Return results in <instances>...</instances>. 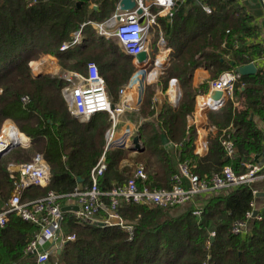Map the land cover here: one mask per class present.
<instances>
[{
	"label": "trees",
	"instance_id": "16d2710c",
	"mask_svg": "<svg viewBox=\"0 0 264 264\" xmlns=\"http://www.w3.org/2000/svg\"><path fill=\"white\" fill-rule=\"evenodd\" d=\"M97 2L37 0L31 4V0H0V130L10 119L19 134L30 138L0 157V211L14 189L9 165L29 162L39 152L50 165L48 190L60 194L72 192L79 184H89L92 169L106 151L107 169L99 177L102 189L109 190L133 176L121 170L123 160L132 152L129 148L111 145L106 150L110 116L100 113L87 121L76 118L62 94L67 82L47 71L34 73L30 67V61L43 54L56 57L63 69L82 74H86L90 62H95L106 80L112 104L119 103L120 89L137 68L117 40L99 37L94 28L87 26L81 44L60 49L71 42L83 22L109 17L116 3L101 0L96 10L93 3ZM204 4L214 13H205ZM241 21L226 0H202L200 4L187 0L177 4L173 28H165L164 32L174 51L161 70L165 72L166 91L172 80L179 82V101L175 106L165 103L157 110L155 86L144 85L145 75L139 113L133 116L138 123L145 120L137 131L144 150L137 153L138 159L145 161L151 187L170 188L183 161H189L191 171L200 176L221 173L226 166L242 174L247 171L242 161L262 150V133L250 116L258 112L264 117V102L250 99L254 89L247 85L263 83L264 72L242 76L236 83L237 105L230 99L219 101L208 111L206 128L214 127L216 131L208 135L205 155L195 153L196 129L188 126L197 96L209 88L207 83L194 86L196 69H208L211 79L216 80L223 72L236 71L250 62L247 48L242 45L245 24ZM234 42L242 46L235 49ZM231 125L235 131L230 138L237 148L233 157L221 144L223 130ZM162 134L170 144H183L182 147L171 150L170 145L164 146ZM254 184L201 197L199 216L192 210L170 217L168 211L172 208L126 204L120 208V215L130 222L132 232L115 225L80 224L67 212L64 232L74 235L75 240L67 241L49 264H264V207L259 211L261 220H250L249 233H232L233 224L245 220L253 211ZM39 194L40 188H30L25 199L45 195ZM38 231L37 226L12 216L5 227H0V264H37L25 249Z\"/></svg>",
	"mask_w": 264,
	"mask_h": 264
},
{
	"label": "built area",
	"instance_id": "2783aa9c",
	"mask_svg": "<svg viewBox=\"0 0 264 264\" xmlns=\"http://www.w3.org/2000/svg\"><path fill=\"white\" fill-rule=\"evenodd\" d=\"M120 1L117 2L114 12L106 19L83 22L80 28L74 31L71 42L64 43L60 48L65 51L81 44L84 41V28L91 26L99 37L116 39L123 51L132 57L137 71L129 84L120 89V101L116 105L111 102L106 80L95 62L88 64L86 74L65 71L62 75L63 80L67 82L62 89V94L68 101L73 114L78 115L83 121L90 120L100 113H107L110 116L112 124L106 132L108 148L112 144L122 147H129L133 144L134 136L130 128L121 137L117 132L121 116L133 109L124 101L127 89L132 86L135 76L142 80L145 75H148L146 73L148 66L154 64L161 67L157 61L158 55L155 54V57H152L150 37L157 28L160 35L159 46L164 47L166 41L161 19L172 22L177 4L185 3L187 0H135L136 7L130 10H121ZM36 2L37 0H31V4ZM203 10L209 15L214 13V9L207 4L203 5ZM164 51L165 60L162 65L169 62L172 54L171 49ZM141 52L148 54V59L144 63L137 59V55ZM44 61V59L30 61L33 72H40ZM241 77L242 75L235 70L225 71L213 82L212 90L222 93L224 98L233 99L236 83L241 80ZM27 100L23 98L24 102ZM214 106L215 103L210 102L201 107L204 126L208 124V111ZM9 123L14 124L8 119L0 131V154L2 155L10 152L12 148L9 147L13 142H18L7 130L6 126ZM29 141L30 138H28ZM21 144L23 143L20 142ZM221 144L229 157L236 154V146L229 135L223 134ZM182 145L173 144L172 147L181 148ZM106 152L92 169L91 182L87 185L79 184L72 192L64 194L48 190L51 170L43 154H36L29 162L9 165L14 189L8 203L0 211V227H5L12 216L37 226L39 231L34 234L25 249V253L32 255L37 264H49L51 257L60 253L67 241L75 239L74 235H66L64 232L67 212L71 213L80 224L102 223L104 226H120L132 232L133 227L120 215V208L126 204L173 208L195 202L198 197H205L214 191L236 189L244 184L252 185L264 181V168L252 165L248 160H243L241 163L247 169L245 173L237 174L231 166H226L221 173L204 176L193 173L189 161H183L179 163V172L174 176V182L170 188L151 187L145 166L139 164L128 181L115 184L109 190H105L99 185V177L107 169ZM30 188H43L47 192L40 198L25 199ZM254 193L257 194L256 191ZM65 206L71 209L64 211ZM75 206L78 207L77 210L74 209ZM252 207L253 211L247 214L245 220L233 224V234L249 233L250 220L262 219L259 211L254 215V202ZM195 214L199 216L201 208L196 209Z\"/></svg>",
	"mask_w": 264,
	"mask_h": 264
},
{
	"label": "crops",
	"instance_id": "0c3cea01",
	"mask_svg": "<svg viewBox=\"0 0 264 264\" xmlns=\"http://www.w3.org/2000/svg\"><path fill=\"white\" fill-rule=\"evenodd\" d=\"M97 1H98L97 3H93V7L96 10L99 9V5L101 4V0H97ZM118 1L119 0H115L116 3L114 5V10L116 8ZM201 1L202 0H196V2H198V4H200ZM226 1L231 3V5L233 6V8L236 11V15L241 17V20H242L241 23L244 22V24H245V28H244L245 33L243 34L244 39H243L242 45L246 46L247 54L249 55V58H250V62L247 64L254 63L256 65L257 70H258L256 74H258L260 72H264V0H226ZM114 10L112 11V13L114 12ZM93 21H100V20H93ZM161 23H162L163 28H173V21L169 22L167 19L162 18ZM164 36H165V34H164ZM165 41H166V36H165ZM117 44L121 48V51L124 54H126L123 51L122 46L118 42H117ZM242 45L240 42H234V44H233L235 49L240 48ZM166 48H168L167 43H165V46L162 48H160L159 43H157L156 48H154V49L152 48V50L155 52V54H157V55L161 54L162 55L165 52L163 50H166ZM169 49H171V51L173 53L174 50L172 47H170V45H169ZM160 52H162V53H160ZM227 58H230V57H227ZM44 60L45 61H44L43 66H42V70L46 71V69H47L46 66L48 64V61H51V60L50 59L49 60L44 59ZM42 70L40 72H42ZM256 74H254V75H256ZM254 75H249L246 77H252ZM135 79H136V77H134V80ZM147 79H148V81H150V75L149 74L146 77V80ZM214 81L215 80L211 79V74L209 73L208 69H206L204 67H199L198 69H196L194 76H193L194 86L199 87L200 85H202L204 83H207L209 86L208 90L205 93H201L197 96L195 110L188 117L189 128L192 127V128L196 129L195 153L199 154V155H205L207 153V151H208V140H207L208 135L211 131H214V132L216 131V129L214 127L213 128H206V126H204V121H203L202 116H201L202 115L201 107L209 104L210 102L216 103L219 101H224V100H229V99L232 100L235 103V105L238 104V99L236 98L237 96H235V94H234V98L231 99V98H224L222 93L213 91L212 90V84ZM128 84H129V82L125 86H127ZM125 86H123V87H125ZM247 86L249 89L250 88L254 89L253 94L250 96V99H257L258 98L259 102H264V82L261 84H253V85H252V83H249ZM1 91L2 90L0 89V93H1ZM180 94H181V89H180L179 82L174 79L171 81L170 87L168 88V92L166 95H169V97H171L173 102L176 101L175 105H177V103L179 101ZM141 96H142V94H141V91L138 87L130 86L127 89V94H126L124 101L127 102L130 106H132L133 109H135V108H138L140 105ZM119 101H120V93H119ZM132 116L133 115H130L127 112H125L123 114V116L121 117L122 118L121 121H124V123H125V126L123 129H126V130L128 128L132 129V126H130L132 123V120H134ZM250 120L254 123V126L257 128V130H259L262 133V136H263L262 150L258 153H251L249 155V157L244 159V160H248L252 165H257V166H261L264 168V117L262 114H260L258 112H252V114L250 116ZM10 121H12V120H10ZM143 121H145V120L140 121L137 124L138 125L137 127H139L140 124L143 123ZM9 124H11V123H9ZM11 125H13L14 128L16 129L14 124H11ZM16 131H17V129H16ZM137 131H138V128L136 129L135 133L132 134V136H134L132 143H134V140L137 137ZM234 131H235V127H233L231 125L228 128L223 130L222 135L225 133L226 135L231 136V133H233ZM125 132L126 131L123 132V135ZM17 133H18V131H17ZM121 133H122V131H121ZM19 135L25 136L23 134H19ZM188 137H190V134L188 135ZM26 139H27V141L23 142V144H26L28 142L27 137H26ZM169 145H170V147H172L173 144L171 143ZM236 152H237V148H236ZM253 186H254V189L257 193H262V192L264 193V182L263 181L257 182ZM254 203H255V210L260 211L264 207V198L256 196V200Z\"/></svg>",
	"mask_w": 264,
	"mask_h": 264
},
{
	"label": "rangeland",
	"instance_id": "374dc122",
	"mask_svg": "<svg viewBox=\"0 0 264 264\" xmlns=\"http://www.w3.org/2000/svg\"><path fill=\"white\" fill-rule=\"evenodd\" d=\"M162 30H163V32H165V28H162ZM152 35L153 36L150 37V44H151V47L154 49V48H156L157 43L159 42V37H160L159 32L157 31V28H156L155 32L152 33ZM106 40L111 41V40H114V38L106 39ZM166 43H167V46H168V48H166V49H169V39L167 37H166ZM151 54H152V57L154 58L155 57V52L153 51ZM40 59H46V60L50 59L51 61H48V64L46 66V68H47L46 71H48L49 73H51L54 76H57V77H59V78H61L63 80V78H62L63 72L68 71V70L63 69L60 66L59 61H58V59L56 57L50 56V55H47V54H43L40 57L35 58V59L31 60V61H39ZM32 71H33V69H32ZM71 72H74V71H71ZM37 73H40V72H37ZM76 73H79V72H76ZM146 73L150 75V81H148V79H147L145 81L144 85L145 84L146 85L153 84L151 86H155V89H156V98H157V101H158L157 105H156V109L160 110L165 103H168L170 106H175L176 101L173 102L171 97H169V95H166L168 90L166 91L164 89L165 82L163 80V77L165 76V74H164L165 72H163L161 70V67L152 64V65L148 66ZM133 76L131 77V79L133 78ZM137 77L138 76H136V78ZM131 79H130V81H131ZM141 94H142V92H141ZM139 109H140V105H139L138 108L132 109V110L128 111L127 113H129L130 115H133L134 117H136V116H138ZM137 124H138V121H136L135 119L132 120V123L130 125V126H132V129H131L132 130V134H134L136 129L138 128ZM124 126H125L124 121L119 122L118 127H117V132H118V134L120 133L119 137L123 136V132L126 131V129H123ZM121 131H122V133H121ZM105 139H106V134H105ZM107 144H108V142H107V139H106V149L108 148ZM112 145H117V144H112ZM124 148H129V147H124ZM171 150H175L174 147H171ZM37 154H42V153L39 152ZM144 162L145 161H142V160L138 159V153L137 152H133L132 151L129 154V156L126 159L123 160V162L121 164V170H124L125 174H127V175H132L134 173V170L136 169V167L139 164H143L144 165ZM40 192H41V194H39V195H43L47 191H46V189L40 188ZM202 201H203V198L198 197L195 200V202H191V203H188V204H185V205H181V206H177L175 208H172V209H170V211H168L169 216L170 217H178L181 214L186 213L188 211H192V210L195 212L196 209L201 207V205L203 203ZM124 221L127 222L128 224H130V222L128 220L124 219ZM55 256H56V254L54 255V258H55Z\"/></svg>",
	"mask_w": 264,
	"mask_h": 264
},
{
	"label": "water",
	"instance_id": "95a60500",
	"mask_svg": "<svg viewBox=\"0 0 264 264\" xmlns=\"http://www.w3.org/2000/svg\"><path fill=\"white\" fill-rule=\"evenodd\" d=\"M79 6L82 5V2L78 3ZM136 7V2L135 0H121L120 1V8L121 10H130V9H134ZM139 12L141 13V10H139ZM137 59L141 62L144 63L147 61L148 59V54L146 52H141L140 54L137 55ZM238 73H240L242 76H249V75H254L257 73V67L254 63H250V64H246V65H242L239 66L236 70ZM76 118L80 117L76 114H73ZM162 142L164 146H167L170 144V140L168 139V137L166 136V134H162ZM20 145L19 142H13L9 148H13L15 146ZM129 149L133 152H142L144 150V147L142 145V142L140 140V137L137 136L134 140V143L129 146ZM2 156V154H0V157ZM78 181H82L81 178H78ZM257 197H263L264 198V193H257L256 194ZM71 208L69 206H65L63 208L64 211H68ZM75 210L78 209L77 206L74 207ZM258 213L257 210H255L254 215H256ZM98 225L100 226H104V224L99 223ZM212 240H214V237H212ZM15 264V263H14Z\"/></svg>",
	"mask_w": 264,
	"mask_h": 264
},
{
	"label": "bare ground",
	"instance_id": "6f19581e",
	"mask_svg": "<svg viewBox=\"0 0 264 264\" xmlns=\"http://www.w3.org/2000/svg\"><path fill=\"white\" fill-rule=\"evenodd\" d=\"M164 58H165V54H162L161 56H159V58H158V64H159L160 66L163 64V62H164V60H165ZM142 80H143V78H142ZM142 80H139V78L137 77V78L133 81L132 86H136V87H138V88L140 89V91H142V89H141V83H142ZM6 127H7V130H8V132H9V134H10L12 137H15V138L18 140V142H22V143H23V142H26V141H27V139H26L25 136L19 135V134L17 133V131H16V129L14 128L13 125L9 124V125H7Z\"/></svg>",
	"mask_w": 264,
	"mask_h": 264
}]
</instances>
